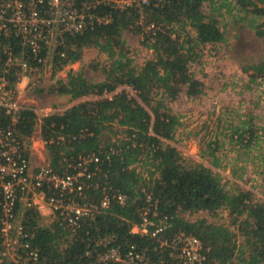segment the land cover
I'll return each instance as SVG.
<instances>
[{
	"label": "trees",
	"instance_id": "obj_1",
	"mask_svg": "<svg viewBox=\"0 0 264 264\" xmlns=\"http://www.w3.org/2000/svg\"><path fill=\"white\" fill-rule=\"evenodd\" d=\"M224 1L171 0L142 11L101 7V13L111 14L109 23L67 36L65 44L51 53L47 63L53 68V75L85 61L87 47L105 54L106 64L91 66L94 72L101 70L99 78L89 77L83 68H69L66 77L57 75L51 87V92L66 95L69 101L99 97L81 100L64 111L41 118L32 109L24 110L17 124L24 142L23 153L31 160L32 136L39 129L48 163L60 172L69 163L80 161L82 155L95 154L99 161L87 163L92 175L82 178L81 200L98 203L110 195L111 204L99 208L94 215L82 217L76 226L57 217L45 223L35 208L19 206L20 221L31 232L32 242L45 264H91L87 250L93 255L103 251L105 246L100 241L106 236H112L122 252L135 249L152 260H162L163 264H181L171 247H160L161 239H171L179 231L202 240L206 257L202 264H264V200L255 199L252 191L239 186L228 188L223 182L216 167H228L222 165L225 154H219L226 140L216 134L206 141L202 151L210 165L184 157L170 142L181 123L169 103L184 88L189 97L203 92V83L189 71L201 56L197 49L202 44L228 39L229 32L221 25L220 17L234 8L245 13L242 20L249 13L264 15V0ZM224 8L227 12H222ZM248 25L253 30L249 35H244L245 26H240L242 32L234 43V58L254 80L264 74V24L249 20ZM129 31L142 36L141 44L153 53L142 64L130 55L125 37ZM29 58L32 59L31 55ZM4 60L0 61L1 68ZM16 80V76H11L13 83ZM253 112L246 113L247 119L239 125H232L230 135L223 133L229 143L244 148L235 158L237 161L250 153L247 149L260 144ZM3 124L7 121L3 120ZM74 135L79 136L73 138ZM262 156L264 160V152ZM140 165L147 168L148 176L139 169ZM117 193L125 199L113 197ZM148 194L157 202L160 216L169 218L170 225L160 239L131 232L132 226L141 221L138 208L148 204ZM223 208L232 216L231 223L244 243L239 244L230 225L184 216L200 211L214 213Z\"/></svg>",
	"mask_w": 264,
	"mask_h": 264
},
{
	"label": "built area",
	"instance_id": "obj_2",
	"mask_svg": "<svg viewBox=\"0 0 264 264\" xmlns=\"http://www.w3.org/2000/svg\"><path fill=\"white\" fill-rule=\"evenodd\" d=\"M170 1L0 0V61L5 59L4 67H0V264H45L39 248L32 242L31 232L20 221L19 206L35 208L52 221L57 217L76 226L82 217L94 215L99 208L111 204L110 195L98 203L81 200L82 178L92 175L87 163L99 161L95 154L82 155L80 161L69 163L60 172L49 164L33 166L23 153L24 142L17 124L24 110L36 113L38 110L26 99L21 81L30 73L41 72L40 68L52 52L65 44L67 36L109 23L112 16L101 13V7L142 11ZM11 76H16V82L11 81ZM114 196L121 201L125 199L121 193ZM146 200L148 204L138 208L141 221L132 226L131 232L160 239L170 225L169 218L160 216L157 202L150 194ZM100 243L105 246L103 251L96 255L90 249L86 252L91 264H163L162 260H152L135 249L122 252L112 236L104 237ZM165 246L172 248L181 264H202L206 258L202 240L186 231L175 233L171 239H161L160 247Z\"/></svg>",
	"mask_w": 264,
	"mask_h": 264
},
{
	"label": "rangeland",
	"instance_id": "obj_3",
	"mask_svg": "<svg viewBox=\"0 0 264 264\" xmlns=\"http://www.w3.org/2000/svg\"><path fill=\"white\" fill-rule=\"evenodd\" d=\"M223 1L221 0V2ZM226 10L227 8H224L222 12H227ZM244 15V12H239L235 8L231 12L225 13L220 19L221 25H224L227 33L229 32L227 41L217 44H202L197 49L201 56L190 65L189 71L203 83L201 85L203 92L199 96L189 97L184 88L178 98L169 103L172 111L179 115L181 123L175 133V138L170 142L176 145L184 157L201 160L210 165L209 159L204 157L202 150L206 149V141L218 134L226 140L225 147L219 154H225L222 158V165L227 164L228 167H216L222 174L223 182L228 188L239 186L243 190L252 191L255 199L264 200V160L262 156L264 152V74L258 75L256 79L252 80L250 73L242 71L234 58V43L242 32L240 26H245L244 35H249L253 31L248 25L249 20L264 24V15L249 13L242 20ZM125 37L130 48V55L138 63L142 64L147 58L153 56L152 51L141 44L142 36L129 31L126 32ZM106 62L105 54L100 53L96 48L87 47L85 61L76 62L56 75H53V68L49 63H46L40 68L41 72L30 73L21 81L27 93L26 99L38 110L40 118L46 114L64 111L81 100L96 99L99 96H85L69 101L68 96L51 92V87L59 75L66 77L69 68L76 71H81L83 68L89 77L99 78L101 70L94 72L91 66L94 63L102 66ZM39 88L42 90H38ZM109 95L111 94L106 96ZM251 110L254 111L253 120L258 134H260V144L247 149L250 153L244 154L237 161L235 158L244 152V148L229 143V139L224 137L223 133L230 135L231 126L239 125L246 120V113ZM122 134L120 132L121 136ZM204 136L205 139H203ZM31 141L30 157L33 166L49 164L46 144L40 137L39 129L35 131ZM140 166L139 169H142L145 176H148L147 168ZM232 168L236 170V176L232 174ZM241 174L242 177L239 178L238 175ZM184 216L191 220L206 218L209 222L230 225L238 235L239 244L244 243L237 227L231 223L232 216L224 208L214 213L200 211L194 214L184 213ZM42 217L45 223L51 221L47 215Z\"/></svg>",
	"mask_w": 264,
	"mask_h": 264
}]
</instances>
